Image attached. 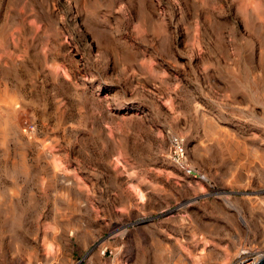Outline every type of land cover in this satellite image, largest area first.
Segmentation results:
<instances>
[{
  "label": "rangeland",
  "instance_id": "1",
  "mask_svg": "<svg viewBox=\"0 0 264 264\" xmlns=\"http://www.w3.org/2000/svg\"><path fill=\"white\" fill-rule=\"evenodd\" d=\"M257 9L0 0V264H42L44 250L99 264L104 246L126 264L264 251Z\"/></svg>",
  "mask_w": 264,
  "mask_h": 264
},
{
  "label": "built area",
  "instance_id": "2",
  "mask_svg": "<svg viewBox=\"0 0 264 264\" xmlns=\"http://www.w3.org/2000/svg\"><path fill=\"white\" fill-rule=\"evenodd\" d=\"M171 142L174 154L180 159L183 152L182 146L175 137L172 138ZM101 252L106 255L107 259L99 264H126L124 261L116 259L110 247L107 248V246H104ZM262 256H264V251H247L246 249H241L235 257L226 264H255Z\"/></svg>",
  "mask_w": 264,
  "mask_h": 264
},
{
  "label": "bare ground",
  "instance_id": "3",
  "mask_svg": "<svg viewBox=\"0 0 264 264\" xmlns=\"http://www.w3.org/2000/svg\"><path fill=\"white\" fill-rule=\"evenodd\" d=\"M256 4L258 5L256 7ZM247 6H251L252 9H256L258 8L257 10H255V14H254V18H253V21L257 22L258 25L264 27V0H244V7H247ZM252 11V10H251ZM250 11V13H251ZM8 94L6 92H3L2 95H0V102H2V107L1 109L3 110L2 112H6V115H8L10 113V110L7 108V104L9 102L8 100ZM12 105V104H11ZM13 108V107H12ZM4 119V118H3ZM9 118H5V121L9 123ZM11 120V119H10ZM14 121V120H12ZM7 123V124H8ZM4 127V126H3ZM7 128V127H6ZM5 128V129H6ZM9 133V132H7ZM187 202V201H186ZM186 204V203H185ZM38 245H45V243L49 240L47 239V236H46V232H42V234H38L34 239H33ZM44 247V246H43ZM42 248H40L41 250ZM44 249V248H43ZM44 260H43V263L42 264H50V259L52 257H54V255H52L51 251H45L44 250ZM264 256H262L261 258H263ZM55 259V258H54ZM53 259V260H54ZM41 263V262H40ZM29 264H34L31 260L29 261Z\"/></svg>",
  "mask_w": 264,
  "mask_h": 264
},
{
  "label": "water",
  "instance_id": "4",
  "mask_svg": "<svg viewBox=\"0 0 264 264\" xmlns=\"http://www.w3.org/2000/svg\"><path fill=\"white\" fill-rule=\"evenodd\" d=\"M255 264H264V257L258 260Z\"/></svg>",
  "mask_w": 264,
  "mask_h": 264
}]
</instances>
